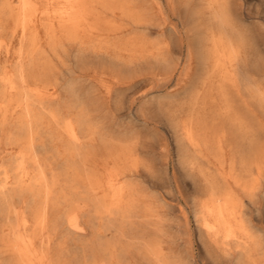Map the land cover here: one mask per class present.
Masks as SVG:
<instances>
[{
    "label": "rangeland",
    "instance_id": "374dc122",
    "mask_svg": "<svg viewBox=\"0 0 264 264\" xmlns=\"http://www.w3.org/2000/svg\"><path fill=\"white\" fill-rule=\"evenodd\" d=\"M3 71L0 118L21 72L59 95L50 108L87 111L107 137L92 146L91 181L108 199L119 174L177 258L237 263L207 232L213 191L264 245V0H0Z\"/></svg>",
    "mask_w": 264,
    "mask_h": 264
},
{
    "label": "bare ground",
    "instance_id": "6f19581e",
    "mask_svg": "<svg viewBox=\"0 0 264 264\" xmlns=\"http://www.w3.org/2000/svg\"><path fill=\"white\" fill-rule=\"evenodd\" d=\"M218 20L225 25V13ZM0 73L6 80V71ZM19 78L2 95L0 215L6 227L0 228V264H186L168 250L167 240L145 230L157 212L152 204L141 205L119 174L109 179L114 192L108 199L104 181H91L92 146L106 144L107 137L87 111L73 103L50 108L59 101L56 92L31 88L23 72ZM68 93L76 96L73 88ZM213 198L219 211H207L204 222L222 255L236 264H264V245L233 227L227 198L216 191Z\"/></svg>",
    "mask_w": 264,
    "mask_h": 264
}]
</instances>
